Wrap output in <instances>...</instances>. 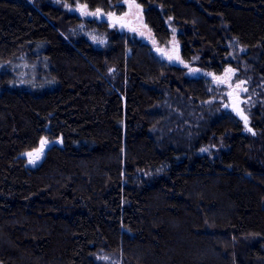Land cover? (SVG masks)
<instances>
[{"label": "trees", "instance_id": "16d2710c", "mask_svg": "<svg viewBox=\"0 0 264 264\" xmlns=\"http://www.w3.org/2000/svg\"><path fill=\"white\" fill-rule=\"evenodd\" d=\"M120 1L0 0V264H264V0H137L197 78L109 28ZM228 67L248 116L204 104Z\"/></svg>", "mask_w": 264, "mask_h": 264}, {"label": "rangeland", "instance_id": "374dc122", "mask_svg": "<svg viewBox=\"0 0 264 264\" xmlns=\"http://www.w3.org/2000/svg\"><path fill=\"white\" fill-rule=\"evenodd\" d=\"M119 6L122 13L117 14L115 11L110 15H115L125 22H131V24L136 28L132 30L123 26L110 25L111 29L118 30L120 33L129 35L130 37L137 38L140 40H149L152 47H159L162 50V55L165 59L170 62L180 64L181 67L186 69V74L189 77H205L208 72L201 70L198 67H194L191 62H186L181 55V44L178 38V31L176 28L171 26V38L167 45H160L156 43L152 31L149 29L145 22L144 12L141 5L137 0H121ZM76 15L78 14V20L80 23L75 28L71 27L68 29V35L75 37H84L93 43L94 46L104 48L108 42L107 34L101 28H96V24H90L89 20L95 17V13L88 12L87 10H76ZM104 15L103 21L107 20L108 16ZM91 18V19H90ZM77 20V22H78ZM239 72L231 67H228L226 72L215 76L212 80L211 85V98L204 104L217 103L218 106L225 111H232L234 105L239 107V110L248 116L247 109L253 107L255 102L252 96L248 95V88L246 81L237 79ZM247 123L250 124V119L247 118ZM247 124V125H248ZM61 139H51L48 137H43L37 148L25 152L22 157L26 159V164L28 167L34 168L40 165L45 157L47 150L53 145H61ZM218 147H211L207 150H202L201 154L212 155L216 152Z\"/></svg>", "mask_w": 264, "mask_h": 264}, {"label": "water", "instance_id": "95a60500", "mask_svg": "<svg viewBox=\"0 0 264 264\" xmlns=\"http://www.w3.org/2000/svg\"><path fill=\"white\" fill-rule=\"evenodd\" d=\"M108 20H109L110 22H112V23H115V24L121 25V26H123V27H129V26H131V22H125L123 19H120V18H117V17H110ZM155 51L158 52V53L163 57V55H162V50H161V49H159V48L156 47V48H155ZM163 58H165V57H163ZM233 108H234L235 112H236L239 116L243 117V114H241V112H240L238 106H235V105H234Z\"/></svg>", "mask_w": 264, "mask_h": 264}]
</instances>
